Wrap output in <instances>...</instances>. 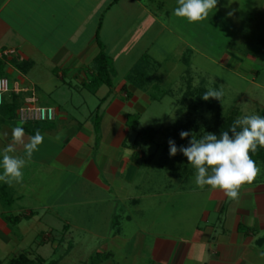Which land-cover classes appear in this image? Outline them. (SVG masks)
<instances>
[{"label": "crops", "instance_id": "0c3cea01", "mask_svg": "<svg viewBox=\"0 0 264 264\" xmlns=\"http://www.w3.org/2000/svg\"><path fill=\"white\" fill-rule=\"evenodd\" d=\"M169 1L0 0V77L31 89L40 105L56 111L54 121L26 126L0 112V151L11 144L15 152L9 154L23 156L22 144L12 137L14 127L23 128L25 143L37 132L43 137L31 159H26L21 182L9 186L14 197L4 206L22 200L25 204L16 214L0 212V242L14 239V227L22 220H33L43 234L38 244L43 248L54 242L51 253L57 260L53 261L64 263V237L75 212L68 208L88 205L92 230H85L98 238L92 264H119L118 254L121 264H264L263 168L258 167L254 180L240 187L235 200L208 185L185 189L200 198L179 201L178 206L173 201L167 229H154L163 221L166 205L154 179L146 178L152 158H145L138 141L153 99L139 85L127 82L126 74L143 56L149 58L146 71L153 69L151 63L160 64L149 52L157 38L174 31L166 21L172 9ZM152 30L156 35L146 40ZM140 43L144 49L139 57L125 64L128 48ZM99 46L110 61L111 83L92 92L87 84ZM10 50L13 53L3 54ZM43 84H49L45 92ZM232 107L241 113V105ZM64 176L70 182L64 183ZM73 182L77 185L69 195L66 188ZM6 187L3 183L0 192ZM66 191L70 197L78 191L80 199H59ZM51 192L58 195L49 200ZM4 214L21 219L12 226L3 221ZM50 220L63 223L62 237L47 234L52 231ZM100 230L107 232L102 238L96 236ZM98 255L103 258L97 261Z\"/></svg>", "mask_w": 264, "mask_h": 264}, {"label": "rangeland", "instance_id": "374dc122", "mask_svg": "<svg viewBox=\"0 0 264 264\" xmlns=\"http://www.w3.org/2000/svg\"><path fill=\"white\" fill-rule=\"evenodd\" d=\"M169 2L172 6L170 16L167 20L166 18L163 20L168 21L170 24L166 21L164 23H168L170 29L174 31L170 35L167 32L163 33L162 37L164 35L167 36L166 38H157L149 54L152 53L153 58L160 64L151 63L153 69L145 70L146 80L136 81L149 93L150 97L154 98L152 107L146 112V121H142L141 126L145 132H142L138 141L147 156L146 159H149V156L152 158L146 178L154 179L155 188H159L162 193L159 199L166 205L161 214L163 221L160 220L154 228L158 232H163L168 226L166 215L173 201L178 206L179 201L200 198L195 193L191 195L185 191V189L198 187L195 184V169L181 152L177 151L174 156H169L166 148L167 139L173 138L171 131L177 118L183 122L186 121V108L193 104L192 99L184 100L183 98L186 82L190 80L192 87L204 85L207 89L220 91L222 95L219 99L224 116L236 104L241 105L242 110L239 113L241 116L258 115L256 112L264 107V0H231V3L228 0H218L217 10L209 13L205 20L196 23H189L186 19L174 15L173 10L178 6L177 0ZM229 12L231 15H228ZM156 33L155 30L147 32L146 40ZM142 45L140 43L128 48L125 64L139 57L144 49ZM182 52L186 53L182 61H179ZM120 59H123V56ZM147 59L149 60L148 57ZM123 71L125 68L121 70V73ZM154 83H156L155 86L152 85ZM40 87L45 92L49 84H43ZM213 116L212 112L203 107L192 117L197 120L202 129L216 124ZM148 124L151 125L150 128L156 130H146L148 126L145 125ZM189 133L191 137L194 136L191 129ZM258 167L262 168L261 165ZM69 179L70 177L64 176V183L70 182ZM2 185L3 182H0V188ZM6 185L8 188L0 192V212L11 213L12 211L16 214L15 210L19 205L25 204V200L19 201L18 204L4 206L1 200L9 201L11 197H14L15 192L9 189L12 184L6 183ZM75 185L77 184L73 182L66 188L70 189L69 195ZM169 185L177 187V190L165 189ZM67 191L59 194V199L67 202L68 199L75 200L80 197L78 191L72 193L71 197L68 196ZM55 195L58 193L51 192L48 194L50 196L48 199L52 200ZM27 202L32 203V199H27ZM68 209L70 212L73 210L75 212L70 217L72 226L70 232L64 237V247L67 252L61 257L66 259V262H58V264H92L94 244L98 242V238H92V232L85 230L87 228L92 230V208L84 205ZM66 214H62V218L70 219ZM32 221L22 220L14 227V239L10 238L6 244L0 242V264H7L9 259L21 253H25L31 259L40 258L43 264L57 260V256L51 253L55 243H46V246L42 248V245L38 244L39 239L43 238V234L38 233L41 225ZM50 221L47 223L52 231L47 234L56 239L62 237L63 223ZM106 234L107 232L100 230L96 236L102 238ZM67 242L70 245L69 248ZM102 258L103 256L98 257L99 260ZM117 259L121 264L122 259L119 254Z\"/></svg>", "mask_w": 264, "mask_h": 264}, {"label": "clouds", "instance_id": "9594fccd", "mask_svg": "<svg viewBox=\"0 0 264 264\" xmlns=\"http://www.w3.org/2000/svg\"><path fill=\"white\" fill-rule=\"evenodd\" d=\"M231 3V0H228ZM174 15L182 17L189 23H196L208 18L209 13L217 10L218 0H177ZM228 15H231L229 12ZM222 93L208 89L203 99H219ZM239 128V130H237ZM23 128L14 127L12 137L23 146V156L10 155L15 152L13 145L0 151V182L12 184L22 180V169L26 159H31L43 137L37 132L28 142L23 141ZM181 138L188 137V131L179 133ZM168 154L174 156L177 151L187 158L195 169V184L220 189L230 199H237L241 185L251 183L259 169L250 153L257 147H264V116L246 114L235 119L227 131L219 134L207 132L199 139L192 138L187 146H179L172 139L168 140Z\"/></svg>", "mask_w": 264, "mask_h": 264}, {"label": "trees", "instance_id": "16d2710c", "mask_svg": "<svg viewBox=\"0 0 264 264\" xmlns=\"http://www.w3.org/2000/svg\"><path fill=\"white\" fill-rule=\"evenodd\" d=\"M147 64H148V59L146 56H143L126 74V81L134 85H140L136 81L138 79L146 80L145 68L147 67ZM92 65L94 72L92 74L90 83L87 84V86L88 89L93 92L100 85L102 84L110 85L111 83L110 80L111 65L109 58L104 52L102 46H99V52L93 59ZM207 90L208 89L204 85L192 87L190 85V80L188 81V83L186 82V89L183 94V98L184 100L192 99L193 104L187 108L186 111L187 120L183 122L180 118H177L175 122V126L171 131V135L173 137L171 139L175 142L178 148L179 146L182 145L187 146L189 140L192 138L190 135L188 137L181 138L179 135L181 131L189 132V129H191L194 134V138L197 139L206 135L207 132L216 133L217 137L219 138V134L223 131H227L229 127L232 125L233 121L241 116L239 115V111L236 107H232L229 110L228 114L224 116L222 112V103L220 102V99L210 97L208 100H204L202 98L203 94ZM21 102H22L21 96H11L0 106V112L4 115H7L8 118L15 120V110L18 108ZM203 107L213 113L214 115L213 117L216 120L214 122L216 124L201 129L197 120L192 116L197 114V112ZM258 115L264 116V107L259 110ZM29 124L41 125L43 123H24L23 125L26 126ZM237 130H239V128H237ZM197 132H201V133H197ZM166 148L169 149L168 143L166 144ZM250 156L255 161L257 167L261 165V167L264 169V147L258 146L257 150L254 153H250ZM2 202L4 205L8 204V201L5 199H2ZM2 219L5 223L15 226L18 223V221L21 219V217L4 214L2 215ZM98 257L101 256L99 255L94 256V259L96 260L98 259ZM7 264H43V261L40 258L31 259L25 253H21L16 257L9 259ZM48 264H55V262L50 261Z\"/></svg>", "mask_w": 264, "mask_h": 264}, {"label": "built area", "instance_id": "2783aa9c", "mask_svg": "<svg viewBox=\"0 0 264 264\" xmlns=\"http://www.w3.org/2000/svg\"><path fill=\"white\" fill-rule=\"evenodd\" d=\"M12 50L3 54H11ZM21 96L22 102L15 110V120L21 124L24 123H48L54 121L56 111L50 106H42L34 92L23 87L18 82H11L6 77H0V106L5 102L6 97Z\"/></svg>", "mask_w": 264, "mask_h": 264}]
</instances>
